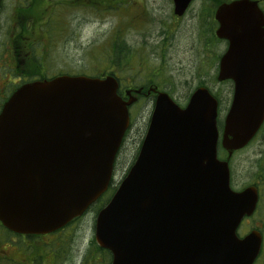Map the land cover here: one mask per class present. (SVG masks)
<instances>
[{
    "label": "water",
    "instance_id": "1",
    "mask_svg": "<svg viewBox=\"0 0 264 264\" xmlns=\"http://www.w3.org/2000/svg\"><path fill=\"white\" fill-rule=\"evenodd\" d=\"M192 0H173L181 16ZM215 35L228 45L217 80L234 84L222 147L231 154L264 118V15L254 0L219 5ZM114 76H58L18 88L0 112V223L45 235L82 216L107 190L129 126ZM217 101L204 87L184 108L155 98L138 155L96 214L94 240L110 264H253L260 237L236 229L254 208L234 193L216 156Z\"/></svg>",
    "mask_w": 264,
    "mask_h": 264
},
{
    "label": "rangeland",
    "instance_id": "2",
    "mask_svg": "<svg viewBox=\"0 0 264 264\" xmlns=\"http://www.w3.org/2000/svg\"><path fill=\"white\" fill-rule=\"evenodd\" d=\"M17 1L14 23L23 25L29 22L32 28H38L37 33L44 42L43 60L48 75H95L105 70L118 74L126 83L124 76L130 81H139L145 70V74L161 88L169 90L180 105H184L189 96L185 94L191 93L199 84L207 86L220 98L230 91L228 83L216 84L215 81L214 60L220 53L219 45H203L206 23L199 14L202 6L213 7L210 0L195 2L187 14L177 20L172 18L170 0H86L88 6L75 4L69 7L70 4L62 0H40L41 13L34 11L38 10L40 1ZM10 2L3 0V14L12 11L14 4ZM117 31L132 49L134 57L127 65L125 62L121 64V68L109 65L106 52L109 39ZM139 108L119 151L113 186L131 164L151 112L150 105ZM94 217L95 212L90 211L60 234L21 240L15 246L0 244V252L21 264H51L52 253H57L56 264H103L101 254H85L93 237ZM0 239H6L3 233H0ZM0 264L12 263L1 260Z\"/></svg>",
    "mask_w": 264,
    "mask_h": 264
},
{
    "label": "flooded vegetation",
    "instance_id": "3",
    "mask_svg": "<svg viewBox=\"0 0 264 264\" xmlns=\"http://www.w3.org/2000/svg\"><path fill=\"white\" fill-rule=\"evenodd\" d=\"M170 1L172 4L173 14V0ZM197 1L199 2V0H192L186 12L182 16H176L173 14L172 18L175 20L183 18L185 14H187L188 10ZM254 1L257 2L259 9L264 15V0ZM2 2L0 5V111L6 101L14 93V91L21 85L33 80L50 79L56 76H49L45 69L43 60V58L45 57V52L44 48L42 47V45H44V42L41 41L42 37L39 35V33H37V29L35 30L33 28H30L29 22H26L23 25L14 23V15L16 14V12H18L15 10V8L19 1L11 0V5L14 4L15 7L13 6L12 11L4 14L3 12H1ZM209 8L206 6H202L200 8V14H198L200 16L202 15L203 17L208 16V18L211 16L212 19H210V21H213L215 23V26L213 27L211 32V36L212 38H214L215 42L213 44L209 43L208 33L204 32L203 43L205 44L203 45L205 46L206 43L207 46L205 47L219 45L221 49L220 53L215 56L214 60L216 79L219 71L220 58L226 51L228 43L225 40L216 38L215 30L218 24L214 20L213 7H211L210 9ZM118 78L119 86L117 93L120 95V97L123 100H128L129 98H131L129 95L134 97L133 104L128 107L130 124L123 139V145L132 127V119L137 118L136 116L139 114V111L137 109H140V106L150 105L152 111L155 97L159 92H165L168 95L172 94L169 90L161 88L158 83H156L151 77L148 76L141 78L140 82L130 81L124 76V81H126V83L122 82V77L118 76ZM221 83L230 84V91L228 95H223L221 98L218 96L214 97L218 103V143L216 147V155L219 161L227 163L230 189L234 193H242L245 190H250L251 193L255 196L253 211L249 216H244L241 219L237 227L236 234L240 239L246 237L250 233L258 234V236L260 237V250L253 264H258L261 261L264 264V118L258 130L254 134V136L247 142V144L229 154L222 147L221 137L223 132L224 119L233 101L234 84L231 80L218 82L216 79V84ZM192 92L185 95H191ZM150 114L151 112L146 119L143 134L140 136V139L137 143L135 156L137 155L146 134V130L148 128L150 120ZM0 229H2L1 226ZM32 237L37 236H17L9 234L7 243L9 245L15 246L16 244L18 245V243H20L18 240H27ZM1 260L9 261L12 264H21V262H16V260L9 255L4 256L3 252H0V261Z\"/></svg>",
    "mask_w": 264,
    "mask_h": 264
},
{
    "label": "trees",
    "instance_id": "4",
    "mask_svg": "<svg viewBox=\"0 0 264 264\" xmlns=\"http://www.w3.org/2000/svg\"><path fill=\"white\" fill-rule=\"evenodd\" d=\"M38 1H40V0H38ZM62 1L65 4L66 3L70 4V5H67L68 7L69 6H76V5H78V6L79 5L80 6H82V5L88 6V3L86 2V0H77V2H74L73 0H69V1L62 0ZM210 1H212L214 6H217L221 1H228V0H210ZM41 3H42V1H40V3L38 4V10H34V11H36L35 13H39V12L41 13L42 12L43 7L41 8V5H40ZM58 4H61V2H58ZM108 6H110V5H108ZM210 19H212L211 16L209 18H208V16L204 17V21L206 23L205 24L206 25L205 26V32L208 33V41H209V43L213 44L215 41H214V38H212V36H211V32H212L213 27L215 26V23L213 21H210ZM33 29H35V28H33ZM36 29H38V28L36 27ZM106 52L109 55L108 56L109 65H112V66H115V67H120L121 68V66H120L121 64H123L125 62V64L127 65V63H129V61L134 58L133 57V53H132V49L121 39L119 31L114 33L112 35V37L109 39V46H108V49H107ZM101 71H105V70H101ZM135 80L136 79H133V82ZM113 191H114V189H110L109 191H107V193L105 195H103L96 203H94L90 207L89 210L92 211V212H95V213L97 211H99L105 205V203L108 201V199L112 195ZM78 220L79 219H76V220H74L72 222H76ZM87 253H93L94 255L101 254L102 258H103V261H102L103 264H108L110 262V258H111L110 253L105 251V250H103V249H100L96 245V243H95L93 238L90 240L89 246L86 249L85 254H87ZM52 254H54L53 257L56 259V254L57 253H52Z\"/></svg>",
    "mask_w": 264,
    "mask_h": 264
}]
</instances>
